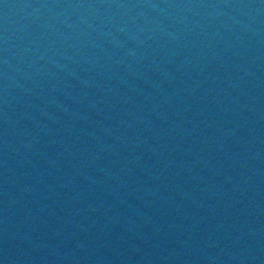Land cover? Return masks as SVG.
Listing matches in <instances>:
<instances>
[{
  "label": "water",
  "instance_id": "1",
  "mask_svg": "<svg viewBox=\"0 0 264 264\" xmlns=\"http://www.w3.org/2000/svg\"><path fill=\"white\" fill-rule=\"evenodd\" d=\"M0 264H264V0H0Z\"/></svg>",
  "mask_w": 264,
  "mask_h": 264
}]
</instances>
